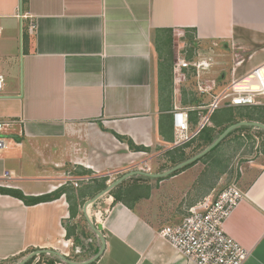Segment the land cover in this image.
I'll list each match as a JSON object with an SVG mask.
<instances>
[{"label":"crops","instance_id":"1","mask_svg":"<svg viewBox=\"0 0 264 264\" xmlns=\"http://www.w3.org/2000/svg\"><path fill=\"white\" fill-rule=\"evenodd\" d=\"M166 30L184 44L187 32L194 35L210 69L199 78L185 70V78L178 77L174 65L169 77L162 73L154 40ZM0 31V119L13 121L4 133L9 148L0 152V179L7 171L12 178L0 188L29 197L103 179L110 185L119 174L169 165L178 148L174 110L205 107L234 80L239 89H255L251 73L264 65V0H0ZM221 46L235 56L229 80L227 66L217 68L222 62L214 53ZM199 84L209 92L201 93ZM114 133L148 152L132 151ZM192 149L183 153L190 157ZM191 168L159 184L150 179L151 197L134 209L109 195L90 207L107 242L95 264H195L159 234L184 218L171 216L167 203L195 180ZM69 175L93 179L75 188L65 185ZM235 176L245 197L224 230L251 252L246 264H264V164L255 162ZM217 186L189 205L212 196ZM69 218L65 194L33 206L0 194V264L47 250L69 259L75 255L73 240H66ZM86 229L82 240L92 255L102 243ZM78 260L70 261L90 259Z\"/></svg>","mask_w":264,"mask_h":264},{"label":"built area","instance_id":"2","mask_svg":"<svg viewBox=\"0 0 264 264\" xmlns=\"http://www.w3.org/2000/svg\"><path fill=\"white\" fill-rule=\"evenodd\" d=\"M31 28L35 29V25L31 24ZM210 67V59L195 58L187 61L178 57L174 62V73L178 77L185 78L184 70L194 71L199 78ZM251 75L258 80V87L255 89H239V80H234L230 88L215 95L212 102L205 107L176 108L173 112V126L177 135L174 147L180 148L191 143L204 127L211 125V117L222 107L264 106V65L255 68ZM4 85L5 77L0 74V94ZM199 91L209 92L202 84H199ZM195 110L201 112L200 123L197 129L192 131L189 112ZM12 124L13 121L0 119V152L9 148L4 133ZM11 176L9 171L5 172L0 179V185L11 180ZM92 179L88 176L74 178L69 175L65 185L72 184L78 188L82 184H89ZM244 197V193L237 185L228 186L216 196L205 197L191 206L180 223L162 228L159 234L181 256L195 264H246L251 257V252L243 248L224 230L226 220Z\"/></svg>","mask_w":264,"mask_h":264},{"label":"trees","instance_id":"3","mask_svg":"<svg viewBox=\"0 0 264 264\" xmlns=\"http://www.w3.org/2000/svg\"><path fill=\"white\" fill-rule=\"evenodd\" d=\"M185 41L187 45L186 49H184L183 51L184 53H186L185 59L187 61H192L197 55V45L195 44L196 41H195L194 35L192 36L189 34V32H187ZM154 42H155V47H156V50L158 52V57H159V65H160L159 68L161 69L162 73L165 72L167 76L169 77V73H170L169 70L172 71L173 65H174L173 31L166 30L164 31V34H161L159 36L157 35L155 37ZM170 78H172V76ZM166 81L167 80L163 82V85H165L168 82ZM225 109L226 110L224 111V113L220 111H216L211 117V120H210L211 125H207L206 127H204L199 133L198 137L195 138L191 143L187 144L184 148H181V149L176 148V150L171 152L169 154L170 163L169 165L162 167V170H168L176 166L177 164L182 163L186 161L187 159L193 157L194 155L198 154L199 152H201L202 150L210 146L229 126L233 124H236L244 120L255 121V122H260L264 124V106L231 107V108H225ZM199 114H201V112L196 111V110L189 112V122H190V128L192 131L196 130L200 123ZM160 132L162 133V123H160ZM114 135L116 136L117 139L121 141H127L129 148L132 151L148 152L147 148L143 146H136L133 143V141L129 139H125L124 137H121L115 133ZM234 135H241V138H243L245 142V140L248 141L246 136H248V138L253 136L254 138L258 139L259 137H264V132L262 130H258V129H254L250 127H243L235 131L233 134H231L226 140H228L230 137ZM170 140L171 142H173L174 138L172 137ZM224 142L221 143L212 153H210L208 156H206L201 161L205 162L208 158H210L215 152H217L223 146ZM191 147H193V149L189 157L185 155L183 151L185 148H191ZM214 164H216L220 168L219 175L220 174L224 175L227 173L229 164L228 165L223 164L221 161H218L216 163L214 162ZM192 166L193 165H190L184 168L183 170L174 173L172 176H176L180 174L181 172L191 168ZM162 180L163 179H158L157 182L159 183ZM107 182H108V179H103L100 182L94 183L93 185L84 186L78 190L71 188L70 186L62 187L56 192L43 195V196H39V197H29V196L24 195L23 192L19 190L4 189V188H0V194L17 198L23 201L28 206L52 202V201H55L61 198V196L65 194L67 197L68 203H69V208H70V218L65 223V228L67 231L66 240H73L74 247H75L76 244L79 241H81L82 236L88 237L84 230H79L78 223H77L80 217L83 218V220L86 222L84 215L82 214L84 203L88 200V198H93L96 194L105 190L108 186ZM149 182H150V179L148 178L133 177L131 179L126 180L121 185H119L117 188L112 190L109 193V197H112L114 199L115 204H123L129 209H134V207L140 200L149 199L151 197V192L153 188L152 186L148 184ZM86 224H87V228H89V225L87 222ZM90 247H91L90 243L84 245L83 253L89 254V251H91ZM99 251H100V247L97 248V250H94L93 252H91L92 255L89 254L88 259H91L94 256H96ZM45 256L46 255L40 256L42 260L41 264H60V260L57 257H53V259L46 260ZM34 261H35V258L31 259L27 264H32Z\"/></svg>","mask_w":264,"mask_h":264},{"label":"rangeland","instance_id":"4","mask_svg":"<svg viewBox=\"0 0 264 264\" xmlns=\"http://www.w3.org/2000/svg\"><path fill=\"white\" fill-rule=\"evenodd\" d=\"M186 43L184 44V41L179 36L173 37V47H174V53L175 58L174 61L177 60L178 56L180 58H184L186 56V53H184V49H186ZM224 47H220L217 53L214 55L221 61L222 63L217 66L218 69L225 67L226 73H227V80H229L230 76V70L232 65V60L235 58L234 53L231 51H226ZM199 51V50H198ZM202 58L204 56H200L197 52V55L195 58ZM194 58V59H195ZM193 59V60H194ZM214 63V61H213ZM224 70V71H225ZM229 72V73H228ZM226 107H222L218 111L224 113ZM247 112V111H245ZM247 121V120H244ZM248 141L241 138V135H234L230 137L228 140H226L223 144V146L215 152L210 158H208L205 162H199L191 169H194L195 177L192 184H189L188 190L182 193L181 197L174 196L169 203H167V206L171 208L169 214L174 217L182 218L185 217L187 214L188 209L192 206L189 205V201L196 200L198 195L202 194L203 190H206L209 187H212L214 184L218 185L216 188V191L212 193V196H216L219 192L223 191L225 188L231 185H236V172H240L246 170V167L251 166L255 162H259L261 164H264V137H259L258 140L251 136L248 138L246 136ZM243 139V141H242ZM221 161L223 164H229L227 173L224 175H219L220 168L214 162ZM159 166H157L152 173H162L167 170H162L163 163H157ZM218 176H217V175ZM241 174V173H240ZM124 174H119L116 176V179H119ZM156 184H159L157 181H155ZM200 200V199H199ZM199 203L195 202L193 205ZM148 203H146L147 205ZM161 204V203H159ZM137 205V204H136ZM167 212V211H165ZM152 219V218H151ZM78 227L80 230L86 229L87 224L83 220V218L80 217V219L77 221ZM88 230V229H86ZM87 242L86 238L85 240L79 241L76 246H73V249H75V255L73 254L72 257H69L70 260L77 262L78 258H82V260H87L88 253H83V243ZM32 254V253H31ZM29 253V255H31ZM28 255V256H29ZM54 256H45L46 260L53 259ZM35 258V261L32 264H41L42 260H39V256H34L32 259ZM60 264H64L61 263Z\"/></svg>","mask_w":264,"mask_h":264},{"label":"water","instance_id":"5","mask_svg":"<svg viewBox=\"0 0 264 264\" xmlns=\"http://www.w3.org/2000/svg\"><path fill=\"white\" fill-rule=\"evenodd\" d=\"M243 127H250L258 130H262L264 132V124L260 122H255V121H240L236 124H233L229 126L210 146L205 148L203 151L200 153L196 154L192 158L177 164L176 166L168 169L167 171H164L162 173H149L147 171H132L127 174H124L121 176L119 179L114 181L112 184L108 185L107 188L100 193H98L95 197L87 200L84 203L83 206V215L88 223L89 227L91 230L98 236V238L101 240L102 246L100 251L96 256L91 258L90 260L84 262V263H75L70 261L67 257H65L63 254L57 252V251H39V252H34L31 255H29L26 259L23 261L17 263V264H27L34 256L36 255H42V254H48L49 256H54L57 257L61 263L64 264H93L99 260V258L103 255L105 249H106V238L103 235V228L102 225H97L93 219L91 218L89 214V209L92 207L94 204H96L100 199H102L104 196L109 195V193L117 188L119 185H121L123 182H125L128 179H131L133 177H144V178H149V179H166L170 176H172L174 173L179 172L183 170L184 168L194 165L195 163L199 162L206 156H208L210 153H212L221 143H223L231 134H233L235 131H237L240 128Z\"/></svg>","mask_w":264,"mask_h":264}]
</instances>
